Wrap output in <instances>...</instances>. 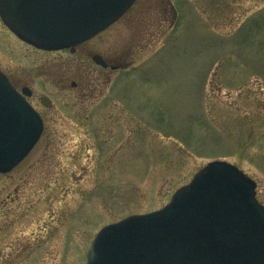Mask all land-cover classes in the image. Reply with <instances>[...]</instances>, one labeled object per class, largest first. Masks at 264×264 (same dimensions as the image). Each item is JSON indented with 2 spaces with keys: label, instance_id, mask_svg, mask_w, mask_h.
Wrapping results in <instances>:
<instances>
[{
  "label": "rangeland",
  "instance_id": "1",
  "mask_svg": "<svg viewBox=\"0 0 264 264\" xmlns=\"http://www.w3.org/2000/svg\"><path fill=\"white\" fill-rule=\"evenodd\" d=\"M261 19L264 0H135L73 51L37 49L0 19V68L44 120L0 173V264H85L101 226L163 206L214 159L264 205Z\"/></svg>",
  "mask_w": 264,
  "mask_h": 264
},
{
  "label": "water",
  "instance_id": "2",
  "mask_svg": "<svg viewBox=\"0 0 264 264\" xmlns=\"http://www.w3.org/2000/svg\"><path fill=\"white\" fill-rule=\"evenodd\" d=\"M134 0H0V18L22 40L43 49L73 46L118 19ZM92 59L103 66L98 54ZM0 71V172L38 140L43 121ZM41 102L50 106L47 96ZM256 183L216 159L178 187L161 208L101 227L86 264H264V206Z\"/></svg>",
  "mask_w": 264,
  "mask_h": 264
},
{
  "label": "flooded vegetation",
  "instance_id": "3",
  "mask_svg": "<svg viewBox=\"0 0 264 264\" xmlns=\"http://www.w3.org/2000/svg\"><path fill=\"white\" fill-rule=\"evenodd\" d=\"M80 44H82V43H80ZM80 44H78V45H76L75 47H76V49H77V47L80 45ZM1 70H3L2 68H0ZM3 72H5L4 70H3ZM5 74L8 76V78H9V80H10V82L13 84V86L16 88V89H18V90H21L23 87H26L27 85L26 84H24L23 82H20V80H14L11 76H9L6 72H5ZM31 97H32V92L27 96V99L31 102ZM41 98V97H40ZM32 103V102H31ZM43 130H44V124H43ZM43 132V131H42Z\"/></svg>",
  "mask_w": 264,
  "mask_h": 264
},
{
  "label": "trees",
  "instance_id": "4",
  "mask_svg": "<svg viewBox=\"0 0 264 264\" xmlns=\"http://www.w3.org/2000/svg\"><path fill=\"white\" fill-rule=\"evenodd\" d=\"M261 21H264V19H261ZM263 23V22H262Z\"/></svg>",
  "mask_w": 264,
  "mask_h": 264
}]
</instances>
